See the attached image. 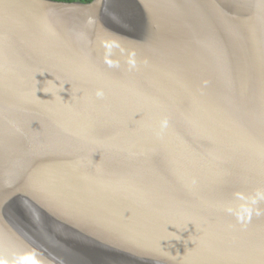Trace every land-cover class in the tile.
Here are the masks:
<instances>
[{
	"label": "water",
	"instance_id": "95a60500",
	"mask_svg": "<svg viewBox=\"0 0 264 264\" xmlns=\"http://www.w3.org/2000/svg\"><path fill=\"white\" fill-rule=\"evenodd\" d=\"M0 264H264V0H0Z\"/></svg>",
	"mask_w": 264,
	"mask_h": 264
},
{
	"label": "trees",
	"instance_id": "16d2710c",
	"mask_svg": "<svg viewBox=\"0 0 264 264\" xmlns=\"http://www.w3.org/2000/svg\"><path fill=\"white\" fill-rule=\"evenodd\" d=\"M55 1H60V2H81V3H89L92 0H55Z\"/></svg>",
	"mask_w": 264,
	"mask_h": 264
}]
</instances>
